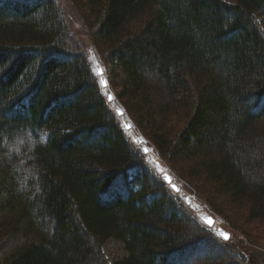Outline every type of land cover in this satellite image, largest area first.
Wrapping results in <instances>:
<instances>
[{"label": "trees", "instance_id": "obj_1", "mask_svg": "<svg viewBox=\"0 0 264 264\" xmlns=\"http://www.w3.org/2000/svg\"><path fill=\"white\" fill-rule=\"evenodd\" d=\"M72 1L136 133L245 245L133 144L60 2L0 0V264H264V0Z\"/></svg>", "mask_w": 264, "mask_h": 264}, {"label": "rangeland", "instance_id": "obj_2", "mask_svg": "<svg viewBox=\"0 0 264 264\" xmlns=\"http://www.w3.org/2000/svg\"><path fill=\"white\" fill-rule=\"evenodd\" d=\"M58 1L60 2L61 6H62V8L64 10L65 19H66V22L68 23V26H69V29H70L71 33L74 36H76L79 39H81V41L83 43H85L86 49H87L88 58L90 60V63H91V66H92V70H93L94 67H93V64H92L91 59H90L89 48L91 47L93 50H94V48L90 44L86 29L84 28V26L82 24V21H81V18H80L79 14H78V12L76 10L75 3H73L72 0H58ZM94 52H95V50H94ZM95 54H96V52H95ZM146 145H148L147 141H146ZM148 147L152 150V153L154 154V156L156 158V162H153L150 159H148L147 155H145V158L148 161V163L150 164V166L160 176H161L162 172H164V171L168 172L172 176V178L181 186L182 191L184 192V194L189 196L190 199L192 200V201H190V204H187L185 201L184 202L187 205V207L193 212V214L199 218L198 212H199V210H201L205 214L211 215L212 217H214L216 225L222 227L226 232H228L230 234V237H231V232H233V234L235 235L236 240H238L242 246L245 245V241L246 240L244 239V237L241 236L240 234H238L236 232V230H234L231 226L228 225V223L226 224L223 221L222 218L218 217V215L215 214V212L212 211V213H211L210 210L206 207V205H204L201 201H199L194 196V194L188 192L185 189V187L183 186V183L181 181H179V179H177L172 173L169 172L170 170L160 160V158L157 156V154L155 153L153 148L150 145H148ZM178 195L180 196V194H178ZM192 202H194L197 205V207H199V208H196L195 206H193ZM208 229L212 230V232H214V234H216V236L220 237L216 233V231L214 229H212V228H208ZM102 250H103V253H104L105 257L108 259L109 262L121 259V258H123L126 255V251L123 248V244L121 242L115 240V239H108L106 242H104L103 246H102Z\"/></svg>", "mask_w": 264, "mask_h": 264}, {"label": "water", "instance_id": "obj_3", "mask_svg": "<svg viewBox=\"0 0 264 264\" xmlns=\"http://www.w3.org/2000/svg\"><path fill=\"white\" fill-rule=\"evenodd\" d=\"M89 52L90 59L94 67L93 72L98 78V83L106 97L107 102L115 110L116 115L121 119L122 127L126 131L127 135L130 137L134 145L138 147L144 155H147L149 147L148 145H146L145 139L135 132L134 125L130 122L122 107L117 103L115 96L110 91L107 79L105 77L103 66L100 63L98 56L95 54L94 50L91 47L89 48ZM101 81H104V83L102 84ZM161 178L175 194H180L182 200L185 201L187 204H190V197L184 194L181 186L172 178V176L168 172H162ZM194 206L196 208H199L197 207V205ZM198 216L206 227L214 229L223 240L227 241L230 238V234L228 232H226L222 227L216 225L214 217L205 214L201 210H199ZM225 235H227V239L224 238Z\"/></svg>", "mask_w": 264, "mask_h": 264}, {"label": "bare ground", "instance_id": "obj_4", "mask_svg": "<svg viewBox=\"0 0 264 264\" xmlns=\"http://www.w3.org/2000/svg\"><path fill=\"white\" fill-rule=\"evenodd\" d=\"M147 157L148 159H150L153 162H156V158L154 156V154L152 153V150L150 148H148V152H147ZM192 201V200H191ZM193 206L196 205L194 202H192Z\"/></svg>", "mask_w": 264, "mask_h": 264}, {"label": "snow or ice", "instance_id": "obj_5", "mask_svg": "<svg viewBox=\"0 0 264 264\" xmlns=\"http://www.w3.org/2000/svg\"><path fill=\"white\" fill-rule=\"evenodd\" d=\"M101 83L103 84L104 83V81H101ZM225 239H227L228 237H227V235H225V237H224Z\"/></svg>", "mask_w": 264, "mask_h": 264}]
</instances>
